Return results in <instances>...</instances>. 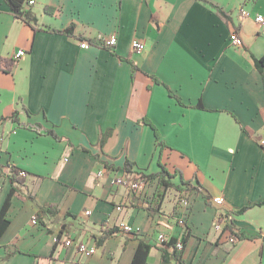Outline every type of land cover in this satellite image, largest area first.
<instances>
[{
    "label": "crops",
    "instance_id": "1",
    "mask_svg": "<svg viewBox=\"0 0 264 264\" xmlns=\"http://www.w3.org/2000/svg\"><path fill=\"white\" fill-rule=\"evenodd\" d=\"M210 1L229 16L202 0H38L32 25L0 0V64L25 51L10 72L0 68V117L18 111L17 120L0 124V165L27 172L8 210L0 264H132L141 240L152 245L146 264H174L162 260L158 234L184 236L179 191L171 189L151 213L143 200L156 181L132 192L121 182L126 161L147 173L161 163L201 183L186 193V264H264V82L252 58L264 56V27L254 19L264 14V0ZM72 25L73 33L52 31ZM234 29L240 47L229 43ZM111 33L118 36L113 49L80 46ZM135 38L144 50H133ZM10 187L0 173V208ZM219 194L222 209L206 197ZM47 205L58 212L33 223ZM221 210L256 237L231 243L214 228ZM112 227L119 229L98 244ZM65 235L97 251L66 247Z\"/></svg>",
    "mask_w": 264,
    "mask_h": 264
},
{
    "label": "trees",
    "instance_id": "2",
    "mask_svg": "<svg viewBox=\"0 0 264 264\" xmlns=\"http://www.w3.org/2000/svg\"><path fill=\"white\" fill-rule=\"evenodd\" d=\"M12 13L19 19L35 25L37 23L36 17L32 14L30 7H27L25 5V0H4ZM204 2L209 3L212 7H214L216 10H218L220 13L228 17L229 15L223 10L222 7L219 5L215 4L214 2L210 0H202ZM75 26L72 25L71 27L67 29H52L53 32H67V33H73ZM89 42H91L93 45L97 46H103L101 45L94 37L91 38H86ZM104 47V46H103ZM252 58L254 60V63L258 70L261 72L262 77H263V82H264V56L257 57L255 55H252ZM16 58L11 60V63L7 64H2L3 61L0 64V68H2L5 71L10 72L12 70V66L15 64ZM137 69V66H134V70ZM156 82H160V80L155 76V75H150ZM173 95V92H171ZM199 107H202V104H198ZM264 111V109H263ZM18 116V111H15L12 115L10 116H3L0 117V124L7 119H13L17 120ZM142 122L149 124L155 131L156 137L159 141V145L163 146V142L160 140V134L158 131V128L154 123H152L148 118L144 117L142 119ZM243 129L246 130V132L251 133L249 129L246 127H243ZM105 136L102 138V143L104 142ZM106 167H109L107 163H105ZM7 168V171L4 172V168ZM1 166L0 165V173H5L7 177L10 178L11 182V187L2 203V206L0 208V238L7 229V227L10 224V219L8 217V210L11 205L12 198L17 195L21 194L23 192V186L25 185L24 180L21 175V171L18 169L16 166L8 164L6 166ZM135 165L131 163L130 161H126L125 165L123 167L124 173L127 175H132L135 173H138L141 175L142 180L145 182H152L156 181V187L153 192L152 197L150 200H143L144 203L146 204V208L153 214L161 211L164 200L168 194V192L171 189H176L178 191H200L202 188L201 183L199 182L198 179L194 180H185L183 176L181 175L180 171L178 169L175 170V172H170L169 169L160 163V169L157 172H152V173H147L144 169H134ZM112 169H116L115 167H110ZM27 173V172H26ZM178 177V181H175V178ZM129 188V187H128ZM132 192L136 193L135 190L129 188ZM28 197L33 198L34 196L31 195L30 193L27 194ZM208 200L210 201L212 199V196L208 195L206 196ZM260 204H264V201L260 202ZM54 205H47V206H41L40 209L37 211L35 217L37 220H41L44 214L47 213H55L58 212L57 208L53 207ZM249 206H246L238 211V213L244 212ZM227 229L231 231V233L237 238V239H243V238H250L253 239L256 236L251 235L245 232H239L237 230V227L234 223L233 217L229 220L228 225L226 226ZM119 228L118 227H112L108 228L104 231L103 235L100 236L98 240V244H101L103 240L114 233L117 232ZM189 227L186 224L185 225V231H184V236L182 238L184 247H185V242L186 238L189 236ZM60 236L56 237V243L59 242ZM177 240L176 238H171L168 242H163L161 244V249H162V260L164 262H174V264H186L184 259H183V254H184V247L183 248H178L177 246ZM152 248V245L144 240H141L138 248L136 250V253L134 255L132 264H146L148 255L150 252V249ZM15 251H18V248L15 247Z\"/></svg>",
    "mask_w": 264,
    "mask_h": 264
},
{
    "label": "built area",
    "instance_id": "3",
    "mask_svg": "<svg viewBox=\"0 0 264 264\" xmlns=\"http://www.w3.org/2000/svg\"><path fill=\"white\" fill-rule=\"evenodd\" d=\"M38 0H25V5L27 7H32L36 5ZM240 14L242 17H249L250 16V10L246 6H241L240 7ZM255 21L262 25L264 27V14L257 13L254 17ZM101 45H103L106 48L113 49L117 43H118V36L115 33L111 34H98L97 36L94 37ZM229 43L232 46L235 47H240L243 45V40L238 32L237 29H234L229 38ZM90 45H93L91 42L88 40H82L80 42L81 47H89ZM132 48L134 51H142L146 48V43L140 39H133L132 40ZM25 51L23 49H20L17 51L15 58L21 56L24 54ZM262 143L264 145V139L262 140ZM21 175L25 176L27 175L26 171L23 170L21 171ZM121 182L125 184L127 187L135 190L137 195H141L143 193V190L145 189L146 185L148 182H145L142 180L141 175L138 173L132 174V175H125L124 178L121 179ZM187 191H179L178 193V198H177V203H178V208H179V216H178V222L182 225H186V213L187 209L189 206V199L187 196ZM212 202L220 207L222 209L226 205V198L224 195H215L212 197ZM118 209H121V207H117ZM90 210H86V214H90ZM231 214L227 210H221V213L218 215L214 222V228L220 231H225L228 240L231 243L236 242L237 238L231 233L229 229L226 228L228 225L229 220L231 219ZM33 223L37 222L36 217L34 216L32 219ZM122 229L127 232H132L131 227L127 224L122 225ZM171 238L164 234L160 233L158 234V242L162 244L163 242H168ZM62 244L66 247H75L79 252H81L85 256H91L97 251V246L94 243H90L88 241H83V240H77L74 239L72 236H64ZM177 246L178 248H183L184 243L183 240H177Z\"/></svg>",
    "mask_w": 264,
    "mask_h": 264
},
{
    "label": "rangeland",
    "instance_id": "4",
    "mask_svg": "<svg viewBox=\"0 0 264 264\" xmlns=\"http://www.w3.org/2000/svg\"><path fill=\"white\" fill-rule=\"evenodd\" d=\"M33 7V6H32Z\"/></svg>",
    "mask_w": 264,
    "mask_h": 264
}]
</instances>
